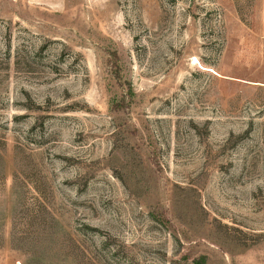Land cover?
Instances as JSON below:
<instances>
[{
	"label": "rangeland",
	"instance_id": "374dc122",
	"mask_svg": "<svg viewBox=\"0 0 264 264\" xmlns=\"http://www.w3.org/2000/svg\"><path fill=\"white\" fill-rule=\"evenodd\" d=\"M0 264H264V0H0Z\"/></svg>",
	"mask_w": 264,
	"mask_h": 264
}]
</instances>
